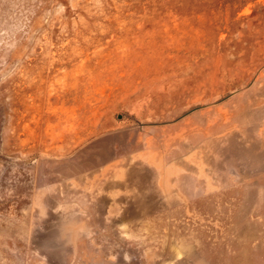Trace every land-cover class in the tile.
<instances>
[{"label":"rangeland","instance_id":"rangeland-1","mask_svg":"<svg viewBox=\"0 0 264 264\" xmlns=\"http://www.w3.org/2000/svg\"><path fill=\"white\" fill-rule=\"evenodd\" d=\"M0 264H264V0H0Z\"/></svg>","mask_w":264,"mask_h":264}]
</instances>
